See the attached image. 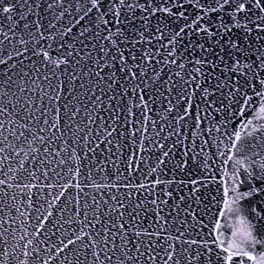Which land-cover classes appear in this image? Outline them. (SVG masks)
<instances>
[{"label": "snow or ice", "instance_id": "1", "mask_svg": "<svg viewBox=\"0 0 264 264\" xmlns=\"http://www.w3.org/2000/svg\"><path fill=\"white\" fill-rule=\"evenodd\" d=\"M0 264H264V0H0Z\"/></svg>", "mask_w": 264, "mask_h": 264}, {"label": "water", "instance_id": "2", "mask_svg": "<svg viewBox=\"0 0 264 264\" xmlns=\"http://www.w3.org/2000/svg\"><path fill=\"white\" fill-rule=\"evenodd\" d=\"M97 179H99V177H97Z\"/></svg>", "mask_w": 264, "mask_h": 264}]
</instances>
